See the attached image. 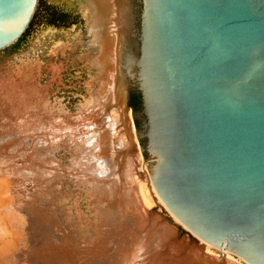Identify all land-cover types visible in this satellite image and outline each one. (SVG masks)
Here are the masks:
<instances>
[{"label": "water", "instance_id": "95a60500", "mask_svg": "<svg viewBox=\"0 0 264 264\" xmlns=\"http://www.w3.org/2000/svg\"><path fill=\"white\" fill-rule=\"evenodd\" d=\"M39 2L0 0V52ZM116 4L115 97L132 115L146 178L196 241L264 264V0Z\"/></svg>", "mask_w": 264, "mask_h": 264}, {"label": "bare ground", "instance_id": "6f19581e", "mask_svg": "<svg viewBox=\"0 0 264 264\" xmlns=\"http://www.w3.org/2000/svg\"><path fill=\"white\" fill-rule=\"evenodd\" d=\"M68 2L70 6L76 4L73 0ZM83 10L88 19V42L85 43L80 39V34H77L75 42L58 40L50 48V52L52 57L58 58L59 53L64 55L68 49L78 45L87 49L81 59L87 61L89 68L96 71V75L91 76L90 82L86 83L88 95L80 106L81 113L77 115L78 118H72L78 123H86L82 129H76V132L81 134L85 129L87 133L83 132L85 135L82 133V138L77 137L76 144L71 132L69 138L66 137L74 146L72 155L75 158L69 170L58 158L60 150L67 151L64 139L67 136L66 131L69 130H61L60 137L54 138V145H48L51 135L45 134V128H41L42 131L37 127H45L49 122L53 124L57 115L54 109H50L49 100L42 98L35 89L34 93L39 95V98H32L36 113L42 111L48 118L42 119L38 124L33 122V126H37L36 131L41 130L44 135L33 130L34 135L40 133V136L32 137L31 140L28 138L29 141L22 138L25 134H21L13 137L18 138L17 143L10 138L14 133L7 140L5 134L0 136L5 140L0 141V174L3 175L0 176V264H67L61 250L79 249V244L86 235L89 240H97L101 233L103 240L99 244L98 241L94 242L105 254L101 260L87 264H243V261L233 255L200 240L198 241L201 245L186 247L178 239H174L178 228L185 231L186 228L165 207L151 182L147 179L149 188L134 175V157L136 156L139 164L142 162L136 129L131 113L115 97L119 40L116 0H84ZM37 70L41 76L42 68L38 63ZM49 70L53 80L58 81L63 67L53 65ZM19 72L22 80L24 76H29L22 69ZM0 84L3 86L2 90L10 93L6 97L11 103L14 99L19 101L20 96L25 93L22 84L17 87L22 92L14 89L12 91L11 88L7 90L3 83ZM59 109L60 116L70 121L72 116L65 112L64 106ZM52 126L55 127V123ZM74 134L76 135L75 132ZM79 141L85 145L81 142L79 144ZM11 143L16 144V148L19 143L28 148L29 156L17 158L23 165L3 154L2 149L9 147ZM14 152L9 153L12 155ZM68 170L73 171L76 179L74 187L82 189L84 184L88 194L86 198L95 205L93 222L81 211L79 199L73 196V192L71 195L64 193V184L61 181L65 179L67 172L69 174ZM34 197L41 198V202H34ZM70 199L75 200V206H67L72 204ZM154 207L166 213L171 225L166 224L160 230L152 228L147 215ZM95 249L97 250L96 246ZM180 250L184 253L181 254ZM88 251L84 253L92 254L91 250L89 253Z\"/></svg>", "mask_w": 264, "mask_h": 264}, {"label": "rangeland", "instance_id": "374dc122", "mask_svg": "<svg viewBox=\"0 0 264 264\" xmlns=\"http://www.w3.org/2000/svg\"><path fill=\"white\" fill-rule=\"evenodd\" d=\"M73 1L76 3L74 6H70V3L68 2V0H40L35 17L29 29L27 30V32L23 35V37L15 45L0 52V83H3L2 85H5L4 87L7 90L11 88L12 91L14 90L20 91L21 89L19 88L17 89V87L20 86L21 84L23 87H25V93H24L25 95L22 94L21 95L22 98L20 96L19 101L14 99L13 97L14 100L11 103L6 97L7 95L9 96L10 93L6 92L5 90H2L3 86H1L0 84V95L4 94L5 96V97L2 95L0 96V136H4L5 134L4 136L5 139L6 138L9 139L10 137L9 135H12L14 133L15 135H12L10 137L11 140L13 139V142H14L16 140L18 141V138L14 139L16 136L19 137V135L25 134L23 135L22 138H27V139L30 138L31 140L32 137L36 138L40 136V133L34 135L37 128L38 129L45 128L46 130L45 134L51 135L48 145L52 146L54 145V142H55L54 138L60 137V131L67 129L69 131H66L67 136H65V139H64L66 141L65 143H67L66 145L67 151H65L64 149L60 150L58 154V158L61 159L62 163L66 165V167H69V170L72 167V163L75 158L72 155V150L74 146L71 145L70 141L66 139L69 138V135L71 132V135L73 134L72 135L73 140L75 141V144H76L77 137L82 138L85 135V133H87L85 129L82 130V133L86 131L85 133H83V136H82V133L81 134L77 133L76 129L77 130H79V128L82 129L84 127L85 122L83 123V121H81L82 123L81 122L78 123L73 119L78 118L77 115L81 113L80 106L82 105L84 99L88 95L87 90H86V86H87L86 83L90 82L91 76L93 77V75L94 76L96 75L95 74L96 71L92 68H89L87 61L81 59V56L82 55L84 56L85 53H87V49H85L83 46H82L83 48L80 47L81 45H78L77 47H74L72 49H68L64 55L59 53L58 58L51 56L50 50L54 47V44L58 42V40L59 41L64 40L63 42L71 41V43H73L75 42L74 38L77 34H80V39L83 40L85 43L88 42L89 40V37L87 36L88 19L86 17V13L83 10L84 0H73ZM50 31H53V32L50 33ZM49 34L52 38L49 36ZM72 35L73 37H71ZM38 36L39 38H41V40L38 38ZM33 42H35V44H33ZM37 63L40 64L42 68L41 76H39V71L37 70ZM53 65L63 67L61 77L58 78V81L53 80V75L49 70ZM21 69L27 74H29V76L27 77L24 76L23 80L19 72V70ZM21 81H24V83H21ZM35 89L38 90L42 98L49 100L50 109L55 110L57 117L54 119V121L52 120L53 124L49 122L44 125L45 127L33 126V122H36L38 124L42 122V119L48 118L46 115L43 114L42 111L41 113L40 112L36 113V107L33 106L34 102L32 100L39 98V95L34 93ZM20 92H22V90ZM30 102H33V103L30 104ZM37 105L39 107L38 101H37ZM60 106H64L65 112L69 114L70 117L72 116L70 121L60 116L59 114ZM74 116H77V117H74ZM54 123H55V127L52 126L54 125ZM97 124H99V121H97ZM43 129L41 130L43 131ZM41 130H37L36 132L40 131L41 134L44 135V132H42ZM74 132L76 133V135L74 134ZM3 138L2 137L0 138L1 142L5 141ZM80 142L81 141H79V144ZM82 143L83 142H81V144ZM83 144L85 145V143ZM25 147L26 145L24 146L21 143H19V147L17 146L16 148V144L12 145L11 143L9 147L5 148L6 150L5 149H2V150H3L4 155L5 154H7V156L9 155L8 158L10 160L14 161L16 159L15 162H19L20 160L18 159H23L24 157L29 156L28 155L29 150L28 148L26 149ZM12 151H15V152L14 154L11 155L9 152H12ZM19 152L23 153L24 156L20 157V155H23V154H20ZM141 156H142V162H143L144 157L142 154ZM134 159L136 161V167L134 168L135 170L134 175H136V177L142 183L144 184L146 183L147 186L149 187L147 178L144 173L143 166L141 167L142 162L139 164L138 159H136V156L134 157ZM19 163H20L19 165H23L22 161H20ZM0 176L3 177V175L1 174ZM75 180L76 179L73 176L72 170L69 171V174L68 172L66 173L65 179L61 181L62 182L61 184L62 185L64 184L63 185L64 193L71 195V193L73 192V196L76 199H79L81 211L85 214L87 218H89L93 222L94 217H95V211H94L95 205L91 200L89 201L86 198L88 194H87V190L84 184H82V189L74 187ZM1 182L2 181H0V184ZM4 182H6V180H4ZM59 185L60 184H58L57 186ZM59 187L61 189V185ZM58 190L59 189L57 188V191ZM34 199L36 200L34 202H37V204L41 202V198L39 197H34ZM11 201H12V198H11ZM70 203L72 204H69L67 206H73V205L75 206L74 199H72ZM148 213H149L148 214L149 216L147 215V219L151 221L153 229L160 230L162 226L166 224L171 225V222L168 219V216H166L165 215L166 213H163V211L160 208L154 207L151 211H148ZM87 236L88 235H86L85 236L86 238L82 241L83 243L80 242L79 249L78 248H76L75 250L70 249V251L69 249L67 250L63 249L60 251L61 253H64V258L66 257L65 260L67 264L68 263L87 264V263H93L95 261H99L103 258L105 252L103 249H101L98 246L100 240L102 239V233L100 237L97 238V240L95 238L94 240L90 238L91 240L90 241L89 236H88V239H87ZM175 237L176 238L174 239L176 240L178 239V241L181 244L185 245L186 247H194V246H199L202 244L198 240L196 241L188 233L183 231L182 228H178V231L175 234ZM86 239L87 241H85ZM94 241L96 242L98 241L97 242L98 244ZM75 242L76 241H74V243ZM89 242H91V244H89ZM75 244H78V243L76 242ZM95 246L97 247V250L95 249ZM92 247L94 248L90 249ZM89 249L91 250V252ZM86 250L87 251L89 250L88 253L90 252L92 254H86L87 253ZM93 250H96V251L93 252ZM183 250L185 251V249ZM183 250H180L181 254L184 253ZM175 251L177 252V250ZM95 252H97V254ZM83 254L87 256H83ZM91 255H94L96 257L91 256ZM83 258L85 260H83Z\"/></svg>", "mask_w": 264, "mask_h": 264}, {"label": "trees", "instance_id": "16d2710c", "mask_svg": "<svg viewBox=\"0 0 264 264\" xmlns=\"http://www.w3.org/2000/svg\"><path fill=\"white\" fill-rule=\"evenodd\" d=\"M131 108H133L135 112H138L140 109L139 97L134 95V94L131 97ZM136 125H137V127L139 126L138 121L136 122Z\"/></svg>", "mask_w": 264, "mask_h": 264}]
</instances>
